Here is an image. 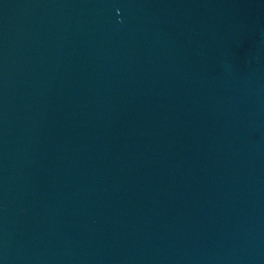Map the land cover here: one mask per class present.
<instances>
[{"label": "water", "instance_id": "95a60500", "mask_svg": "<svg viewBox=\"0 0 264 264\" xmlns=\"http://www.w3.org/2000/svg\"><path fill=\"white\" fill-rule=\"evenodd\" d=\"M0 264H264V0H0Z\"/></svg>", "mask_w": 264, "mask_h": 264}]
</instances>
